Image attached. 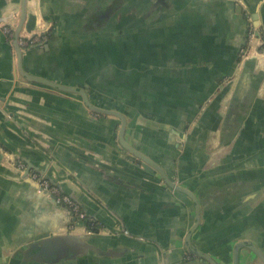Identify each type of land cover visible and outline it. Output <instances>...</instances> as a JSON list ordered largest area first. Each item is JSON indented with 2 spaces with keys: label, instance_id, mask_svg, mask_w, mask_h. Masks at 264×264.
Wrapping results in <instances>:
<instances>
[{
  "label": "crops",
  "instance_id": "crops-1",
  "mask_svg": "<svg viewBox=\"0 0 264 264\" xmlns=\"http://www.w3.org/2000/svg\"><path fill=\"white\" fill-rule=\"evenodd\" d=\"M29 9L54 35L24 52L25 69L126 114L127 141L200 199L198 248L218 261L243 240L264 250V45L240 56L249 17L264 32V0H30ZM15 11L19 0H0V17ZM15 57L0 30V264H23L14 254L25 243L94 227L116 254L78 264H205L186 249L193 202L119 146V118L94 114L79 94L15 90ZM16 154L58 178L90 226L6 166Z\"/></svg>",
  "mask_w": 264,
  "mask_h": 264
},
{
  "label": "water",
  "instance_id": "water-1",
  "mask_svg": "<svg viewBox=\"0 0 264 264\" xmlns=\"http://www.w3.org/2000/svg\"><path fill=\"white\" fill-rule=\"evenodd\" d=\"M29 1L30 0H19L20 11L17 24L14 26L15 37L12 42H8L11 46V50L16 56L14 65V79H20L14 84V89L16 90L24 82H29L55 88L67 94H79L82 96L84 104L94 114H106L119 118L120 128L117 135V142L119 146L127 152L128 156H130L132 160L134 159L139 162V164L145 169L148 171L154 170L157 172L161 177L160 180H162L166 186L176 192L185 194L193 202L195 220L186 237L185 243L187 245V251L204 260L205 264H243L244 258H241V252L245 248L249 253V255L244 260L245 264H264V250L252 241L243 240L235 243L233 246L232 257L229 261H218L208 252L198 248V246L193 241V234L197 231L201 223L202 207L200 199L192 189L172 179L153 157L141 151L138 146H135L127 141L126 131L128 127V120L126 114L120 110L103 108L93 104L84 88L67 82L51 80L41 75L33 74L25 69L23 64L24 50L18 44V38L24 30L32 32L39 29L36 25V22L34 23V21H36L37 15L31 9H29ZM14 157L21 158L26 162V160L19 154H16ZM26 163L29 165L28 170L22 172L15 169V171L20 174L22 179H29V171L35 168V166L30 162ZM5 165L11 167L8 163ZM44 168L45 167H37L35 170L44 175L42 172ZM44 177L50 180L52 184L58 186L62 191L68 192L58 178H53L50 174L44 175ZM41 191L45 194H48L43 190ZM68 193L70 194V192ZM73 221L75 220L73 219ZM105 242H107V236L101 234L98 230L84 233H58L25 243L20 248H18L14 255L15 259L20 260L23 264H78V262L81 261V259H84L87 255L93 258L94 256H115L114 253L116 254V252L114 251L113 253L112 250H108Z\"/></svg>",
  "mask_w": 264,
  "mask_h": 264
},
{
  "label": "built area",
  "instance_id": "built-area-1",
  "mask_svg": "<svg viewBox=\"0 0 264 264\" xmlns=\"http://www.w3.org/2000/svg\"><path fill=\"white\" fill-rule=\"evenodd\" d=\"M18 16V11H15L12 13L11 18L5 19L0 17V30L4 33L9 43L14 40V26L17 24ZM38 28V30L32 32L25 30L22 31L20 37L18 38V44L24 50V52L34 47L44 46L54 35V26L52 23L39 25ZM255 42H258L260 45H264V32H260L258 27L249 17L247 38L245 45L240 50L241 60L249 56L250 50L253 48V44ZM6 163H8L12 168L22 172L28 170L29 168L23 159L15 158L14 155H10L6 160ZM28 177L29 180L36 183L41 190L47 192L48 196H50L52 199L54 198L53 200H55V202L61 204L69 216L75 220L74 223L77 221L83 222L84 220H87L81 205L72 196L64 193L58 186L52 184V182L45 178L44 175L40 174L36 170L31 169L29 171ZM95 230L96 228L94 227L91 231ZM126 233L128 232L126 231ZM161 264L165 263L162 262Z\"/></svg>",
  "mask_w": 264,
  "mask_h": 264
},
{
  "label": "trees",
  "instance_id": "trees-1",
  "mask_svg": "<svg viewBox=\"0 0 264 264\" xmlns=\"http://www.w3.org/2000/svg\"><path fill=\"white\" fill-rule=\"evenodd\" d=\"M86 222H87V223H88V225L90 226V223H89L87 220H84V221H83V223H86Z\"/></svg>",
  "mask_w": 264,
  "mask_h": 264
},
{
  "label": "flooded vegetation",
  "instance_id": "flooded-vegetation-1",
  "mask_svg": "<svg viewBox=\"0 0 264 264\" xmlns=\"http://www.w3.org/2000/svg\"><path fill=\"white\" fill-rule=\"evenodd\" d=\"M16 60V59H15ZM99 115V114H98Z\"/></svg>",
  "mask_w": 264,
  "mask_h": 264
}]
</instances>
